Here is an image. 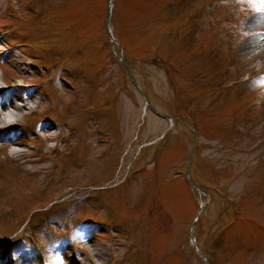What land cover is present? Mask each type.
Masks as SVG:
<instances>
[{
  "label": "rangeland",
  "instance_id": "rangeland-1",
  "mask_svg": "<svg viewBox=\"0 0 264 264\" xmlns=\"http://www.w3.org/2000/svg\"><path fill=\"white\" fill-rule=\"evenodd\" d=\"M263 10L0 0V86L31 104L0 142V264H264V56L240 48Z\"/></svg>",
  "mask_w": 264,
  "mask_h": 264
},
{
  "label": "bare ground",
  "instance_id": "bare-ground-1",
  "mask_svg": "<svg viewBox=\"0 0 264 264\" xmlns=\"http://www.w3.org/2000/svg\"><path fill=\"white\" fill-rule=\"evenodd\" d=\"M244 32H246L247 35H253V37L244 40V42L240 45L241 50L250 54L252 57L264 56V10L262 15H251L250 17H247L245 20ZM1 57H3L5 60L18 62L14 57H11V54L9 53V47H7L6 51L1 52ZM5 86H7V88L9 87L8 84H5ZM9 88L10 91H13L14 88H17V85L11 84ZM30 107L31 104H28L26 100H15L11 97L9 89H4L0 86V142L5 141L6 143L10 142L13 144L19 143L16 141L14 142L16 139L10 134L13 133V130L9 131V129L13 128V125L19 117L21 110L22 112L23 110L28 111ZM45 127L47 128V125ZM7 132L8 136L6 135ZM45 136L47 137V135ZM61 254L62 258H57L58 264H78L76 260L71 257L70 254L65 253V251H62ZM29 261L31 260L24 259L18 264H30Z\"/></svg>",
  "mask_w": 264,
  "mask_h": 264
},
{
  "label": "water",
  "instance_id": "water-1",
  "mask_svg": "<svg viewBox=\"0 0 264 264\" xmlns=\"http://www.w3.org/2000/svg\"><path fill=\"white\" fill-rule=\"evenodd\" d=\"M109 2H111V0H108ZM110 6L108 7L107 9V12H106V15H105V22H104V25H105V30H106V33L107 35L110 37L111 41H115L117 44H118V52L120 54L121 52V46L119 44V42L117 40H115L111 34V30H110V27H109V22H110V16H111V11H110ZM120 60L121 62L123 63V66L125 67V70L127 72V75L131 81V83L134 85V87L137 89V91L145 98V101L146 103L148 104V106L153 109L157 115L163 117V118H168V119H173V116L171 115H166V114H163L159 111H157L155 108H153V106L151 105L150 101H149V98L147 97V94L141 90V88L139 87L135 77L133 76V74L131 73L130 71V68L128 66V64L125 62V60L120 57ZM192 132V138H193V146L191 148V151H190V155H189V159H188V162H187V166H186V169H185V180L196 190V191H200L201 192V188L202 186L201 185H198L196 184L192 179L191 177L189 176V168H190V164H191V161H192V158H193V151H194V147H195V140H196V136H195V131L194 129L191 130ZM203 205H200L199 208H198V211H197V216L199 215L201 209H202ZM193 225L190 227L192 228ZM202 260L204 261V264H207V255L205 256H201Z\"/></svg>",
  "mask_w": 264,
  "mask_h": 264
},
{
  "label": "snow or ice",
  "instance_id": "snow-or-ice-1",
  "mask_svg": "<svg viewBox=\"0 0 264 264\" xmlns=\"http://www.w3.org/2000/svg\"><path fill=\"white\" fill-rule=\"evenodd\" d=\"M261 2H264V0H261ZM257 11H259V10H257Z\"/></svg>",
  "mask_w": 264,
  "mask_h": 264
}]
</instances>
